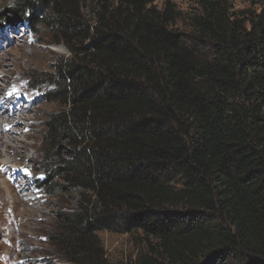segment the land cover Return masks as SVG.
Returning <instances> with one entry per match:
<instances>
[{"label":"trees","instance_id":"1","mask_svg":"<svg viewBox=\"0 0 264 264\" xmlns=\"http://www.w3.org/2000/svg\"><path fill=\"white\" fill-rule=\"evenodd\" d=\"M11 1L1 31L43 26L70 55L43 139L45 185L82 196L57 218L67 262L106 231L142 236L132 264H264V10L198 0L183 32L172 0Z\"/></svg>","mask_w":264,"mask_h":264},{"label":"rangeland","instance_id":"2","mask_svg":"<svg viewBox=\"0 0 264 264\" xmlns=\"http://www.w3.org/2000/svg\"><path fill=\"white\" fill-rule=\"evenodd\" d=\"M227 1L236 11H249L258 15L264 10V0ZM11 2V0H0V14L7 13ZM172 3L182 15V20L176 23V28L187 32L189 28L185 20L187 17L197 15L198 0H172ZM155 5L160 9L162 2ZM92 11L91 4L83 6L82 13L86 15V18L91 17ZM55 40L53 34L43 26L35 30L23 24L11 29L0 30V63L9 64L13 71L12 76L7 75L8 84L1 81L0 88L3 87V90L9 91L13 84L19 83L25 98L20 105H17L15 100L16 109L25 110V113L30 115L32 122L35 123L32 129L34 137L27 140V143H33V146L23 152L19 158L8 155L2 160L8 165L5 173L10 172L13 167L12 170L20 171L23 182L27 180L24 185L26 191L21 193H19L21 188L19 184H10L14 187L11 194L17 198L28 197L37 200L26 209L18 208L16 224L12 227L8 225L5 229L7 235L11 231L15 232V241L18 250L22 253L7 256V248L4 246L0 249L2 254L0 264H70L61 249L53 244L60 223L57 218L60 214L75 211L82 201V196L60 179L54 180L50 186L45 185V182L52 179L55 173L52 174L47 170L52 164L57 163V160L51 162L44 159L43 139L46 124L51 115L62 110L60 104L51 102L52 87L45 83L50 80L48 75L54 74V67L57 63L70 56L63 45L54 43ZM32 50L36 52L35 58L32 63L28 64L24 56ZM15 59L21 67L12 66ZM6 107L10 106L2 105L3 110ZM5 177L6 175L3 174L0 179L2 187H4L2 180L6 179ZM17 192L19 194H16ZM95 236L98 242V246L96 245L98 260L94 264H132L147 252L146 244L139 233L128 235L102 231L97 232ZM0 242H2L1 239Z\"/></svg>","mask_w":264,"mask_h":264},{"label":"bare ground","instance_id":"3","mask_svg":"<svg viewBox=\"0 0 264 264\" xmlns=\"http://www.w3.org/2000/svg\"><path fill=\"white\" fill-rule=\"evenodd\" d=\"M35 53L36 52L32 50L30 53L25 54L24 58L26 59V63L30 64L33 62ZM12 66L21 67V64L15 59ZM0 70V83L3 81L5 82L4 84H8L9 80H6L7 75L12 76L13 73L10 69V65L6 63L3 64V62L0 63ZM24 98L25 96L19 87V83L13 84V87H11L9 91L3 90V87L0 88V179L3 177V174L6 175V179L2 180L4 187L0 184V239L2 240V242H0V249L5 246L7 248V256L13 255L14 253L21 254L22 252L18 250L14 237L15 232L11 231L9 235H7L5 231L6 227L8 225L12 227L16 224L18 208L21 207L26 209L27 206L37 201L36 198H17L11 194L14 187L10 184H19L21 186L19 193H21L26 191L24 185H26L27 180L23 182L20 171L12 170L13 167H11L10 172L5 173L8 165L2 160L8 155L19 158L23 152L33 146V143H27V140L34 137L32 129L35 123L32 122L31 116L25 113V110L22 108L16 109V106L18 104L20 105ZM15 100L17 101V105L15 104ZM6 104L13 108L6 107V109L3 110L2 105ZM19 193L17 192L16 194ZM1 255L0 252V258Z\"/></svg>","mask_w":264,"mask_h":264}]
</instances>
